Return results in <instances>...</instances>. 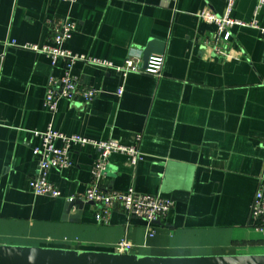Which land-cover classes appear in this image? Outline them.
<instances>
[{"label":"crops","instance_id":"0c3cea01","mask_svg":"<svg viewBox=\"0 0 264 264\" xmlns=\"http://www.w3.org/2000/svg\"><path fill=\"white\" fill-rule=\"evenodd\" d=\"M258 0H236L232 17L254 19ZM227 0H0V243L115 251L127 239L132 252L214 255L264 252V232L251 220V204L264 185V9L259 27L231 28L230 54L212 55L202 40L216 26L201 18L223 15ZM77 23L65 47L123 65L130 55L144 64L143 48L160 42L161 76L79 60L73 73L101 92L90 102L62 98L56 112L44 106L50 76L65 63L6 41L52 43L51 20ZM152 52V53H155ZM151 53V54H152ZM124 92L118 96L117 90ZM49 124L67 134L137 144L133 164L113 153L106 190L162 194L174 200L150 236L145 222L121 210L99 223L97 206L81 198L91 181L97 150L74 146L72 165L51 168L59 198L36 195L35 130ZM140 135L139 142L136 141ZM69 198L85 201L79 221L63 219ZM76 207L70 210L75 214Z\"/></svg>","mask_w":264,"mask_h":264},{"label":"built area","instance_id":"2783aa9c","mask_svg":"<svg viewBox=\"0 0 264 264\" xmlns=\"http://www.w3.org/2000/svg\"><path fill=\"white\" fill-rule=\"evenodd\" d=\"M74 3L76 0H64ZM236 0H227L223 15L210 10L200 13L201 18L214 24L216 30L202 40V44L215 56L227 57L230 52L232 39L231 28L235 25L259 27L256 19L259 11L264 9V0H258L254 10V19L250 22L232 17ZM52 43H20L16 40L6 41L5 46L32 50L46 54L52 64L59 59L65 63L64 74L61 77L50 76L44 98L45 108L54 113L58 109L59 101L64 98L70 101L83 100L90 102L101 92L99 88L79 84L77 76L73 73L74 65L82 60L97 65L112 68L127 76L131 72L161 76L165 61L164 53H152L146 64H139L134 56L130 55L123 65H116L111 61L89 57L85 54L74 53L65 47V43L72 37L77 28L75 20L69 16L51 20ZM124 92L123 86L117 90L118 96ZM34 134L41 140L40 145L33 147V154L38 162L37 176L30 180V187L36 195L59 198L62 193L49 179L51 168H66L72 165L71 153L74 146L83 147L91 145L97 150V156L91 167V181L81 198L92 201L97 206L95 218L99 223H108L110 216L116 210H121L128 217H137L145 222V229L150 236L155 234L157 220L165 218L174 206V200L160 193L138 192L133 186L127 190H106L103 185L109 158L113 153L126 154L133 164H137L143 154L137 144H124L116 139L96 140L79 134H67L59 131L49 124L45 130H35ZM138 135L136 141L139 142ZM74 198H69L72 200ZM251 220L259 231L264 232V185H261L251 204ZM134 245L127 239L120 240L115 250L118 252H132Z\"/></svg>","mask_w":264,"mask_h":264},{"label":"water","instance_id":"95a60500","mask_svg":"<svg viewBox=\"0 0 264 264\" xmlns=\"http://www.w3.org/2000/svg\"><path fill=\"white\" fill-rule=\"evenodd\" d=\"M160 46L159 41L151 39L143 48L145 64L152 52L162 50ZM85 203L78 198L67 200L63 219L74 218L73 221H79ZM73 207H76L77 211L70 214ZM156 223H161V220ZM0 264H264V254L172 256L0 243Z\"/></svg>","mask_w":264,"mask_h":264},{"label":"rangeland","instance_id":"374dc122","mask_svg":"<svg viewBox=\"0 0 264 264\" xmlns=\"http://www.w3.org/2000/svg\"><path fill=\"white\" fill-rule=\"evenodd\" d=\"M237 254H264V252H256V253H237Z\"/></svg>","mask_w":264,"mask_h":264}]
</instances>
